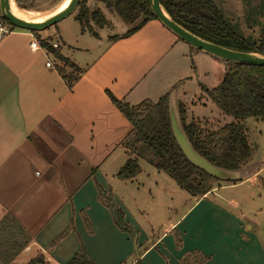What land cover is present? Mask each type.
<instances>
[{
	"label": "crops",
	"instance_id": "1",
	"mask_svg": "<svg viewBox=\"0 0 264 264\" xmlns=\"http://www.w3.org/2000/svg\"><path fill=\"white\" fill-rule=\"evenodd\" d=\"M125 26L93 35L79 24L73 44L59 31L61 42L52 41L80 70L70 86L58 72L61 62L31 47L33 33L0 35V220L14 216L31 237L13 264L37 257L39 264H66L81 247L95 264H262L264 245L253 224L235 202L208 200L215 189L194 199L174 222L162 220L161 234L139 237L133 217L146 214L145 206L162 219L173 210L174 195L189 201L188 194L167 191L172 185L165 174L144 159L134 179L116 177L127 159L121 143L131 126L109 94L135 105L158 100L177 83H194L202 93L196 68L204 76L224 72L225 61L190 46L157 18L127 35ZM62 43H69L67 53ZM182 94L178 103L190 111L194 101L185 87ZM253 178L255 172L218 189ZM147 182L157 189L145 195L140 185ZM99 188L111 192L127 231L100 200Z\"/></svg>",
	"mask_w": 264,
	"mask_h": 264
},
{
	"label": "trees",
	"instance_id": "2",
	"mask_svg": "<svg viewBox=\"0 0 264 264\" xmlns=\"http://www.w3.org/2000/svg\"><path fill=\"white\" fill-rule=\"evenodd\" d=\"M106 7L130 25V34L150 19H156L149 0H102ZM165 12L180 26L194 35L229 49L264 55V10L261 14L260 36L250 41L235 32L215 0H159ZM19 8H28L27 0H14ZM75 18L81 29L95 35L90 21L99 28L107 26V19L99 8L90 9L80 0ZM6 22V20L2 17ZM14 29V26H10ZM52 56L61 62L58 72L70 86L79 75V68L64 58L59 47L52 48L51 37H41L40 31H30ZM69 66L71 70L66 71ZM223 115L233 121L213 127L206 120H187L185 105L177 102L180 124L193 148L212 164L225 169H239L248 165L253 156L244 121L264 117V67L225 61L220 82L213 88L201 87ZM169 92L158 100L145 99L128 105L109 94L110 100L129 122L131 129L122 146L127 159L116 173L120 180H132L140 173L139 159L148 161L172 179L181 190L192 197H202L211 190L208 184L217 180L191 164L179 148L172 134L168 114ZM154 155L155 159L148 158ZM241 181V180H240ZM240 181H229L232 183ZM100 200L112 211L122 230H128L123 211L112 199L110 191L98 190ZM31 242V237L20 222L7 214L0 220V264H13L15 257ZM40 257L28 264H39ZM66 264H95L81 247ZM135 264H142L137 260Z\"/></svg>",
	"mask_w": 264,
	"mask_h": 264
},
{
	"label": "rangeland",
	"instance_id": "3",
	"mask_svg": "<svg viewBox=\"0 0 264 264\" xmlns=\"http://www.w3.org/2000/svg\"><path fill=\"white\" fill-rule=\"evenodd\" d=\"M61 1L62 0H27V3L31 4V6H29L28 8L20 9L30 19L43 20L50 16L57 9ZM215 2L221 10L224 18L227 20V22L235 32L250 41H255L259 38L261 31V14L264 10V0H215ZM84 3L90 9L99 8L102 11L108 22L107 26L102 28L104 32L108 30L107 34H114L120 29L126 27V23L119 19H117L113 23V25H111V21L115 18V15L113 14L114 12L113 10L107 8L102 0H84ZM15 7H17L16 4ZM76 11L77 10L75 9L74 12L70 15L40 31L39 35H43V33H45L52 39L54 38L57 41L61 42L60 38L58 37V33H60L59 31H62L68 42L73 44L76 40L75 35L79 30V22L75 19ZM112 15L114 16V18ZM5 23L7 26H11V23L7 21ZM90 24L94 31L101 29L93 21H90ZM112 27H114L113 32L111 31ZM15 29L24 30L14 27V30ZM84 31L87 32L86 30ZM87 33L84 34V37H89V39H91V36ZM68 44L69 43L61 44V48L64 53H67ZM69 70L71 69L69 68V66H67L66 71ZM196 74L198 76L197 84L210 89L220 82L223 75V69L218 73L216 72V70L211 71L207 76H204L203 69L198 66L196 68ZM184 85L181 83H177L171 88L169 93H172L175 96L177 103L179 102L178 99L182 97V92L184 91L185 87L187 94L189 95L188 97H190L192 101H194V104L191 107L192 109H190V111L188 110L189 112L187 111V120H190L193 117L194 119L202 121V123L206 120V122L213 127L233 121V118L231 116L223 115L220 112L218 107L210 100L207 94H203V91L202 93L200 90L198 91V88L196 85H194V83L186 82ZM186 107H188L187 104ZM244 125L246 128L248 141L253 150L252 160L248 165L253 167L255 178L247 181L244 184H239L229 189H218V187H228L229 185L235 184L237 182L232 183L229 181L211 180L208 182V184L211 185V190L215 189V196L209 194L207 199L216 200L222 204H226V202L228 201L235 202L239 206L238 212L246 215L245 217L247 218V221L250 224H253L258 238L261 239L260 241L264 245V117L247 118L244 121ZM148 158L155 159L154 155H149ZM144 160L148 161L149 159ZM141 163L143 168H146V163L144 161H141ZM164 177V179L172 185L171 187L167 186V191H183L169 177H167L166 175ZM140 186L142 191L145 192V195H147L149 191L157 189V187L154 186L151 182H147V185L141 184ZM210 191H208L207 194ZM217 194L219 195V199L224 200L225 203L217 199ZM183 195H187V193L183 191ZM184 197L185 196L180 197L174 195L173 210L168 214L163 215L162 219H160L161 215L152 214L151 211H149V205L145 206V208L147 209L146 214H144L143 216L135 215L136 218L133 217L140 227H138L139 237H144L146 236V234L149 237H156L157 235L161 234L162 220L163 222H165L163 224L174 222L183 214V212L186 211V209L188 208V206H190L194 199L199 198L192 197L188 194L189 201H185ZM147 202L148 201H146V203ZM172 237L174 238V234ZM262 264H264V262H262Z\"/></svg>",
	"mask_w": 264,
	"mask_h": 264
},
{
	"label": "water",
	"instance_id": "4",
	"mask_svg": "<svg viewBox=\"0 0 264 264\" xmlns=\"http://www.w3.org/2000/svg\"><path fill=\"white\" fill-rule=\"evenodd\" d=\"M79 2L80 0H69L63 9L48 16L47 18L40 21H28L14 15L12 11L13 6H15L14 0H0V15L14 27L28 31H42L73 13ZM149 3L155 17L190 46L209 53L224 61L264 67V55L237 51L204 40L176 23L165 12L159 0H149ZM168 114L172 134L176 143L191 164L202 169L215 179L222 181H240L254 173L253 167L250 165H246L239 169H225L212 164L200 155L193 148L184 133L180 124L176 99L172 93L169 94L168 98Z\"/></svg>",
	"mask_w": 264,
	"mask_h": 264
},
{
	"label": "built area",
	"instance_id": "5",
	"mask_svg": "<svg viewBox=\"0 0 264 264\" xmlns=\"http://www.w3.org/2000/svg\"><path fill=\"white\" fill-rule=\"evenodd\" d=\"M9 30H11V29H10V26H7V25H6L5 21L2 19L1 15H0V35H1V34H4V33H6V32H8ZM30 45H31V47H32L33 49H39V48L45 49V48H43V47L40 45V43H39V41H38L37 39H33V41L31 42ZM51 46H52V48H57V47H59L58 44H57L56 42H54V41L51 42ZM45 51H46L49 55H52V54L49 53L46 49H45ZM59 65H61V64H59ZM46 66L52 68V67H53V64H52L51 61H47V62H46Z\"/></svg>",
	"mask_w": 264,
	"mask_h": 264
},
{
	"label": "bare ground",
	"instance_id": "6",
	"mask_svg": "<svg viewBox=\"0 0 264 264\" xmlns=\"http://www.w3.org/2000/svg\"><path fill=\"white\" fill-rule=\"evenodd\" d=\"M68 1L69 0H62L59 3L57 9L52 14H54V13L60 11L61 9H63L67 5ZM12 11H13L15 16H17V17H19L21 19H24V20H28V21H40L41 20V19H30L28 16H26V14L20 8H17L15 6H13Z\"/></svg>",
	"mask_w": 264,
	"mask_h": 264
}]
</instances>
